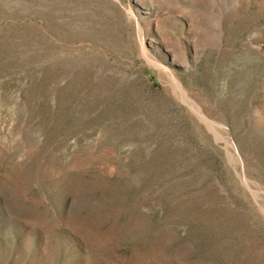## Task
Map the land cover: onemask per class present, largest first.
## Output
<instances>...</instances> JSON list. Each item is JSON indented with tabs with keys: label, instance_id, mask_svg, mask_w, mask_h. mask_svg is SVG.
<instances>
[{
	"label": "rangeland",
	"instance_id": "rangeland-1",
	"mask_svg": "<svg viewBox=\"0 0 264 264\" xmlns=\"http://www.w3.org/2000/svg\"><path fill=\"white\" fill-rule=\"evenodd\" d=\"M148 1L0 0V264H264V0Z\"/></svg>",
	"mask_w": 264,
	"mask_h": 264
},
{
	"label": "bare ground",
	"instance_id": "bare-ground-1",
	"mask_svg": "<svg viewBox=\"0 0 264 264\" xmlns=\"http://www.w3.org/2000/svg\"><path fill=\"white\" fill-rule=\"evenodd\" d=\"M158 1V0H157ZM198 1V0H197ZM192 2V1H191ZM195 3V1H194ZM140 6V10L138 11L139 14H146L149 12V9L153 6V2L152 1H148L147 3H139ZM169 23V22H168ZM167 26V25H166ZM156 29V28H155ZM157 30V29H156ZM159 31V30H158ZM164 28L160 29V32L163 34L164 32ZM139 34V33H138ZM161 34V36H162ZM167 34V33H166ZM163 36H165L163 34ZM139 38V35H138ZM141 38V36H140ZM139 38V39H140ZM163 40L162 38H149L147 44L152 47L154 46V48L156 47V45L160 44ZM187 40V39H186ZM141 45V44H140ZM187 47H189L191 49V52L193 54H191L189 56V60L192 62L195 60L196 58V53H197V49H196V45L194 43V41L192 40H187ZM145 51V50H144ZM163 51L161 53L162 57H165L169 60V63L174 64V65H180V66H187L188 64V59L186 58V56H184L183 51L176 49L174 46H167V47H163ZM152 65L155 69L157 70H163L164 72H166V75L168 77L169 81V85H171L172 87H174L175 89L179 90V91H183V86H182V82L180 81L179 78H177L173 73H171L169 71V68L165 65H162L159 62H152ZM163 73V72H162ZM162 77V76H161ZM187 94V93H186ZM186 99V98H185ZM189 101V100H188Z\"/></svg>",
	"mask_w": 264,
	"mask_h": 264
}]
</instances>
